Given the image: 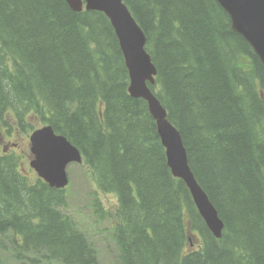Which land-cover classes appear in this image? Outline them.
Listing matches in <instances>:
<instances>
[{
    "label": "trees",
    "instance_id": "trees-1",
    "mask_svg": "<svg viewBox=\"0 0 264 264\" xmlns=\"http://www.w3.org/2000/svg\"><path fill=\"white\" fill-rule=\"evenodd\" d=\"M123 2L157 71L150 89L180 133L222 237L168 168L147 103L129 95L106 17L74 13L64 0H0V248L10 234L23 264H99L59 210L64 191L31 180L25 152L7 140L13 126L29 133L42 124L116 195V264H264V65L215 0ZM196 234L201 246L190 251Z\"/></svg>",
    "mask_w": 264,
    "mask_h": 264
},
{
    "label": "water",
    "instance_id": "water-1",
    "mask_svg": "<svg viewBox=\"0 0 264 264\" xmlns=\"http://www.w3.org/2000/svg\"><path fill=\"white\" fill-rule=\"evenodd\" d=\"M74 12L81 11V0H65ZM228 14L232 29L251 46L264 65V0H215ZM88 11L104 14L111 23L129 74L128 93L148 104L156 121L157 132L166 151L172 174L184 181L203 218L215 237H221L223 223L207 195L190 170L188 156L179 132L166 120L165 111L148 87L154 85L156 68L145 50V35L128 14L121 0H85ZM33 159L30 167L50 187L61 189L67 184L65 169L71 162H80L77 150L50 128L36 131L30 138Z\"/></svg>",
    "mask_w": 264,
    "mask_h": 264
},
{
    "label": "rangeland",
    "instance_id": "rangeland-1",
    "mask_svg": "<svg viewBox=\"0 0 264 264\" xmlns=\"http://www.w3.org/2000/svg\"><path fill=\"white\" fill-rule=\"evenodd\" d=\"M105 16V15H104ZM109 21V20H108ZM13 136L7 140L15 141L17 150L25 152V158L22 160L23 168L30 170L26 172L28 177L35 181L37 176L29 167V161L32 156L29 152L28 140L16 128H12ZM3 142L5 139L3 138ZM69 183L64 194L68 198V203L59 206V210L64 215H71L74 222L92 239L94 237L96 254L102 264H115L116 250L110 235V227L116 219V198L111 194H103L93 181L91 172L86 167L70 165L67 168ZM99 198L104 209L107 210L106 218L103 221L97 219L93 210V201ZM75 229V227H74ZM6 234L1 240L3 247L0 248V264H23L24 259L16 256L17 250L10 244ZM199 243L193 245L189 250H197ZM100 262H98L100 264ZM57 263V262H56ZM59 264V263H57Z\"/></svg>",
    "mask_w": 264,
    "mask_h": 264
},
{
    "label": "bare ground",
    "instance_id": "bare-ground-1",
    "mask_svg": "<svg viewBox=\"0 0 264 264\" xmlns=\"http://www.w3.org/2000/svg\"><path fill=\"white\" fill-rule=\"evenodd\" d=\"M150 115H151V113H150Z\"/></svg>",
    "mask_w": 264,
    "mask_h": 264
}]
</instances>
